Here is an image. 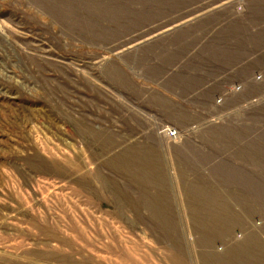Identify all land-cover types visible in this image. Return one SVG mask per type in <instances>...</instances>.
<instances>
[{
  "label": "rangeland",
  "instance_id": "374dc122",
  "mask_svg": "<svg viewBox=\"0 0 264 264\" xmlns=\"http://www.w3.org/2000/svg\"><path fill=\"white\" fill-rule=\"evenodd\" d=\"M0 264H264V0H0Z\"/></svg>",
  "mask_w": 264,
  "mask_h": 264
},
{
  "label": "built area",
  "instance_id": "2783aa9c",
  "mask_svg": "<svg viewBox=\"0 0 264 264\" xmlns=\"http://www.w3.org/2000/svg\"><path fill=\"white\" fill-rule=\"evenodd\" d=\"M170 137H175L177 132H174L173 130H168Z\"/></svg>",
  "mask_w": 264,
  "mask_h": 264
}]
</instances>
